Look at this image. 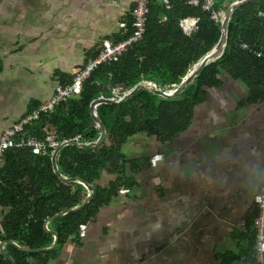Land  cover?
Instances as JSON below:
<instances>
[{
	"label": "crops",
	"instance_id": "1",
	"mask_svg": "<svg viewBox=\"0 0 264 264\" xmlns=\"http://www.w3.org/2000/svg\"><path fill=\"white\" fill-rule=\"evenodd\" d=\"M134 4L0 0V132L47 100L60 74L72 76L102 40L113 41ZM220 78L219 86L205 89L189 126L168 143L141 140L140 133L126 140L149 148L137 157L154 163L44 264H235L248 251L247 222L264 177V102H246L242 82ZM44 224L49 228L50 219ZM9 243L26 250L3 241L0 250L9 258Z\"/></svg>",
	"mask_w": 264,
	"mask_h": 264
},
{
	"label": "trees",
	"instance_id": "2",
	"mask_svg": "<svg viewBox=\"0 0 264 264\" xmlns=\"http://www.w3.org/2000/svg\"><path fill=\"white\" fill-rule=\"evenodd\" d=\"M233 1L214 0L210 10H203L201 5L192 6L186 0H168L167 6L159 0H149L142 39L129 45L116 61L97 65L78 95L62 99L53 111L41 114L25 127L39 138L52 134L60 142L70 143L56 155L57 171L51 155L35 154L25 144L4 151L0 164V244L18 242L26 250L9 243L10 258L0 250V264H30L29 258L42 256L40 262L44 264L47 256L56 253L67 239H76L81 224L90 221L121 189L137 185L135 175L150 167L149 156L126 157L121 150L125 141L141 133L168 143L189 126L194 107L204 100L205 89L219 86L222 73L245 85L246 102H264V0H249L231 13L222 54L203 66L178 96L163 98L139 89L119 104L102 103L97 106L105 128L102 142L88 148L72 144L77 134L81 142L97 138L89 104L100 95L111 97V88L125 89L141 81L156 86L171 84L164 88H174L173 84H178L191 65L218 41L221 18H213L212 14L226 11ZM186 17L196 18L190 34L179 25V20ZM131 21L132 15L126 21L127 33ZM125 36L119 32L111 38L117 41ZM242 43L249 48H242ZM97 53L98 48L89 52L87 60ZM62 75L60 83L71 81L72 76ZM38 105L35 102L28 111ZM103 175L111 176L106 183ZM88 194L90 199L80 206ZM256 213L252 203L247 222L250 228ZM47 219L49 228L44 224ZM251 229L250 247L236 263L244 255L246 264H255ZM53 234L56 246L42 249L52 244Z\"/></svg>",
	"mask_w": 264,
	"mask_h": 264
},
{
	"label": "built area",
	"instance_id": "3",
	"mask_svg": "<svg viewBox=\"0 0 264 264\" xmlns=\"http://www.w3.org/2000/svg\"><path fill=\"white\" fill-rule=\"evenodd\" d=\"M159 1L166 6L168 4V0ZM186 2L192 6L201 5L203 10H210L214 0H186ZM148 11L149 0H135V4L132 9L130 32L127 33L128 27L126 23L120 31L121 34H126L123 39L117 41H110L109 39L102 40L98 47L97 55L87 60L86 63L72 75L70 82L65 84L58 83L55 86L52 95L47 100L39 103L38 106L28 111L19 120L5 127L0 132V164L2 162L4 151L11 146H21L25 144L29 146L35 154L52 155L55 149H57L62 143H65L57 140L52 134H46L42 138L31 135L25 127L38 120L41 114L53 111L55 106L62 99L78 95L80 93L82 83L89 77L97 65L104 62L116 61L129 45L141 40L145 33ZM218 15L219 13H213L212 17L216 18ZM162 18L164 19L165 17L162 16ZM195 23L196 18L194 17H186L179 20V25L186 34H190L195 29ZM241 47L245 49L249 48V46L245 43H242ZM124 91L125 89H122L121 87L111 88L112 96L119 97L122 93H124ZM80 138L81 136L77 134L73 140L81 142ZM153 163L154 158L152 157L151 164ZM125 190L126 189H121V191ZM253 203L257 209V213L252 222V228L254 231V243L252 248L253 258L255 264H264V177L260 181L258 190L253 197ZM83 229L84 224H81L79 226L81 234H83ZM244 259L245 256L242 255L239 261L235 264H246Z\"/></svg>",
	"mask_w": 264,
	"mask_h": 264
},
{
	"label": "water",
	"instance_id": "4",
	"mask_svg": "<svg viewBox=\"0 0 264 264\" xmlns=\"http://www.w3.org/2000/svg\"><path fill=\"white\" fill-rule=\"evenodd\" d=\"M247 1H249V0H234L233 2H231L229 4L224 16L220 19L221 35H220L218 41L216 42V44H214V46L208 52H206L201 58H199L194 64L191 65L190 69H188L187 73L182 77L181 81L178 84H173V85L177 86L174 91H168L164 88V86H168L171 84H164L163 86H156V85L148 84V83L141 81V82L134 84L131 87L125 88L124 93H122L119 97L118 96L104 97L102 95L97 96L96 98L92 99L90 104H89V113L92 117V120L95 124V127L98 130L97 138L94 140H91V141H87V142L74 141V142H72V144H74L78 147L88 148V147H96L102 142V139L105 135V128H104L103 123H102V121L99 118L98 113H97V106L102 104V103L110 102V103L119 104V103L125 101L136 90H139V89H144L146 91H149V92L156 94V95L163 97V98H173V97L178 96L182 92V90L186 87V85L192 82L194 76L201 70V68L203 66H205L209 62L217 59L222 54L224 47H225V42H226V37H227V25H228V22L230 19V15L235 8H237L238 6H240L241 4H243ZM68 143H70V142L62 143L57 149H55L53 151V153L51 155V162H52L53 167L56 169V171H57V165H56L57 152L63 145H66ZM68 179L74 180V178H68ZM84 186L87 188H90V190H92L91 185L84 183ZM90 196L91 195L88 194L85 197V199L82 201L80 206L84 205L90 199ZM48 220L49 219H47L46 222ZM53 236H54L53 244L51 247H49L47 249H52L57 243L56 235L53 234ZM42 249H46V248H42Z\"/></svg>",
	"mask_w": 264,
	"mask_h": 264
},
{
	"label": "rangeland",
	"instance_id": "5",
	"mask_svg": "<svg viewBox=\"0 0 264 264\" xmlns=\"http://www.w3.org/2000/svg\"><path fill=\"white\" fill-rule=\"evenodd\" d=\"M225 10L224 11H220L219 12V15H220V18H222V16L225 14ZM140 135H142L145 139H141V140H153V138H152V136H147V135H145V134H138L137 136H140ZM138 141H139V138L137 139ZM131 143H133V141H126L123 145H122V151H123V153L124 154H126V156L128 157V158H134V157H137V156H140V155H144L145 153H148V151L149 150H146V149H149V148H142V149H140V148H138V146H136V145H134L133 147H131L130 145H131ZM105 176L106 175H104V177H102V179H105L106 180V178H105ZM107 181V180H106Z\"/></svg>",
	"mask_w": 264,
	"mask_h": 264
},
{
	"label": "bare ground",
	"instance_id": "6",
	"mask_svg": "<svg viewBox=\"0 0 264 264\" xmlns=\"http://www.w3.org/2000/svg\"><path fill=\"white\" fill-rule=\"evenodd\" d=\"M223 16H224V15H223ZM223 16H222V17H223ZM176 87H177V86H175V87L172 88V89H166V90H168V91H174Z\"/></svg>",
	"mask_w": 264,
	"mask_h": 264
}]
</instances>
